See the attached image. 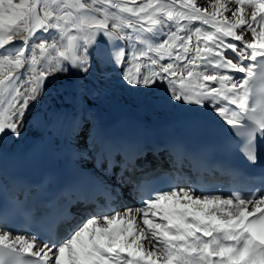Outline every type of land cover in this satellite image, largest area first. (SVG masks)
Segmentation results:
<instances>
[{
	"label": "snow or ice",
	"instance_id": "obj_1",
	"mask_svg": "<svg viewBox=\"0 0 264 264\" xmlns=\"http://www.w3.org/2000/svg\"><path fill=\"white\" fill-rule=\"evenodd\" d=\"M37 2L0 0V68L8 69L0 86L19 79L13 76L15 70L32 66L27 86L22 91L16 88L13 102L0 110V141L21 135L30 102L46 93L49 81L75 75L72 86L88 94L94 88L90 77L99 70L104 79L109 72L119 73L120 82L137 92L162 90L167 104L186 108L193 119L231 126L245 138L241 148L245 159L251 164L259 162V146L264 143V90L249 103L255 70L245 61L264 58V0H247L252 9L250 21L243 7L231 9L219 0L222 11L210 13L195 0L140 4L132 0L131 6L126 0H91L90 4L75 0L74 10H68L73 8L69 4L59 11L45 4L43 15ZM232 2L245 4V0ZM193 21L201 25L194 32L189 27ZM256 23L262 25L259 32L253 26ZM245 30L252 40H244ZM37 32L41 33L38 39L52 42L35 44ZM16 37L21 40L19 45L13 43ZM126 40L144 45L132 51L131 61ZM29 41L30 60L25 55ZM101 46L107 54L93 56ZM141 57L146 60L140 61ZM166 58L170 62L162 63ZM142 63L148 71L141 70ZM259 63L264 69V59ZM106 65L110 66L107 70ZM224 195L168 184L153 188L146 199L141 197L138 207H109L82 215L58 239L33 235L30 241L24 234L0 228V264H264V190Z\"/></svg>",
	"mask_w": 264,
	"mask_h": 264
},
{
	"label": "bare ground",
	"instance_id": "obj_2",
	"mask_svg": "<svg viewBox=\"0 0 264 264\" xmlns=\"http://www.w3.org/2000/svg\"><path fill=\"white\" fill-rule=\"evenodd\" d=\"M217 18L221 19L220 16ZM256 29L257 32L261 30L259 27ZM236 31L240 33L241 28L238 27ZM72 34H76L75 30L72 31ZM242 35L245 41L253 39L251 33L247 30L243 31ZM29 52L25 54L28 58ZM245 63L254 65V62L247 60ZM26 66L28 64H25L24 67ZM37 66L40 67V65ZM30 68L32 69V66ZM2 71L0 72L2 73ZM13 76L19 77L18 80L14 81L18 84L20 81H23L25 75L14 73ZM59 78L55 81H49L46 93L41 96V102L40 99L35 103L30 102L21 135L18 138L11 135L8 136L5 143L11 146L10 149L12 151L25 153L42 137H40L42 135L41 132L50 130L57 134L61 146L68 145L74 149L77 154L79 168L89 169L91 167L86 159L89 158L93 151H98L104 144L108 147L111 144L110 141L113 139L124 141L136 134L159 136L166 139L165 136L169 132L168 124L170 122L174 119L193 118V113L187 109L166 111L157 107L155 108L157 111L155 114L140 108L137 104L135 105V103L129 101V98L127 100L117 94V92L123 89L132 90L124 86L119 78L105 79L107 85H104L100 74L94 72L90 77L94 88L88 94H82L72 86V81L77 79L75 75L69 78L70 84L67 87L61 86V79ZM141 93L134 90L131 91L132 96L137 99L140 98ZM0 94L3 95V98L0 97V110H3L12 103L16 90L12 85H8L7 87L0 86ZM107 108L112 110V113L115 115L114 118L112 113H108L105 110ZM144 108L147 109V107ZM80 128L83 130L82 132ZM86 128L89 133L82 137V133L85 132ZM77 133H80V136H77ZM101 169L96 170L100 171ZM249 210H251V205L249 206ZM78 222H80V218L76 220V224ZM140 222L142 223V221ZM147 246L145 243V247Z\"/></svg>",
	"mask_w": 264,
	"mask_h": 264
},
{
	"label": "rangeland",
	"instance_id": "obj_3",
	"mask_svg": "<svg viewBox=\"0 0 264 264\" xmlns=\"http://www.w3.org/2000/svg\"><path fill=\"white\" fill-rule=\"evenodd\" d=\"M59 0H57V2H58ZM60 1H62V4L64 3L63 1H67V0H60ZM126 1H128V2H132V0H126ZM138 0H135V2H137ZM17 2H19V1H17ZM56 2V3H57ZM80 2H83V3H85L83 0H80ZM146 3L147 2V0H142V1H140L138 4H140V3ZM72 3V2H71ZM195 3H196V5L198 6V7H201L202 9L203 8H207L208 9V11H209V13L210 12H212V11H222V9H220L219 8V5L217 4V0H195ZM219 3L220 4H225L228 8H231V9H235L236 7H243L244 8V14H245V17H246V20H251V16H250V12L252 11V9L250 8V7H248L247 6V0H245V4L244 5H236V4H234L233 2H232V0H219ZM45 4H47V6L49 7V8H52V9H56L57 11H59L60 10V8H62V7H64V5H60V4H58V5H60L59 7H57V4H53L52 3V0H38V2H37V10H38V12H39V14L40 15H43V11H44V6H45ZM75 4V0H73V5ZM213 5H216V7H213ZM128 6H131V4H128ZM116 10V9H115ZM115 10H113V9H111V12H114ZM117 11V10H116ZM95 14V13H94ZM99 16V15H98ZM224 16L225 17H227L228 18V20L229 21H234V17H232L231 16V14L229 13V12H224ZM217 19H219V18H217ZM171 23V22H170ZM182 24H186V22H183ZM197 26H201L200 25V22H194V23H192V24H190L189 25V27L191 28V30L194 32V29H195V27H197ZM254 27H256V28H261L262 27V25H260V24H258V23H256V24H254L253 25ZM204 28H208L209 26H206V25H204L203 26ZM172 30H175V28H174V26H173V29ZM51 32H52V34L56 37V38H58L59 39V34H58V31L56 30V31H54V29L53 30H50ZM40 32H37L36 33V36L35 37H33V40L35 41V42H37L38 44L39 43H42L43 42V40H40V39H38V37L40 36ZM181 35H184V33H181ZM16 38H19V37H16ZM15 39V38H14ZM37 39V40H36ZM49 42H51V40H49ZM13 43H14V41H13ZM32 42L31 41H29V45H28V47H32V44H31ZM37 43H35V44H37ZM192 43L193 44H195V36H193V41H192ZM15 44V43H14ZM16 45H18V43L16 44ZM99 50L100 51H105L106 50V48L104 47V46H101L100 48H98V49H96L94 52H95V54H97L98 52H99ZM131 50H129L128 52H127V54L130 52ZM39 51L37 50L36 51V55H38V57H39V53H38ZM38 53V54H37ZM32 54V53H31ZM31 54H30V57H31ZM94 53H93V56H96ZM101 54L102 55H106V52H100V55L99 56H101ZM129 55V54H128ZM127 55V56H128ZM150 55H153L152 53H150ZM99 56H97V57H99ZM128 58H130V55L128 56ZM129 61H131V59H129ZM142 61H145V60H142ZM164 63H167V62H169L168 61V59L166 58L164 61H163ZM30 64H28V66L25 68V70L26 71H28V72H24L25 73V77H24V79H23V81H20L19 82V85L18 84H16V82H14L13 84H11L13 87H15V86H17V88H21V91H22V89H24L26 86H27V77L28 76H30L31 75V68H30ZM129 66H131V64L129 65ZM143 67H145L146 68V71H148V68H147V66H146V64L143 66L142 65V68ZM108 68H110V66H108V65H106L105 66V70H107ZM141 68V70L142 71H144V69H142ZM3 70V71H2ZM20 70V69H19ZM0 71H2V73L0 72V78H3V74L5 73V72H7L8 71V69L7 68H0ZM15 71H17V70H15ZM14 71V72H15ZM13 72V73H14ZM110 73V75H108V78L107 79H110V78H119V76L118 75H116L115 74V72H109ZM2 74V75H1ZM100 74H101V71H100ZM101 77H102V75H100ZM58 77H60L59 79H61L60 80V84H61V86L62 87H67V86H69V84H70V80H69V78H66V77H64L63 75H60V76H58ZM62 77V78H61ZM64 77V78H63ZM116 78V79H117ZM68 80V81H67ZM102 81L104 82V85H107V83L105 82V79L104 78H102ZM62 82V83H61ZM66 82V83H65ZM20 84H21V86H20ZM121 91V90H120ZM119 91V92H120ZM131 91H133V90H129V89H123L120 93L119 92H117V94H119V95H121V97H123V98H125V99H127V100H129V101H131V102H133V103H135V105L137 104L140 108H142V109H145L146 111H150V113H157V111L155 110V108H161V109H163V110H166V111H169V110H171V111H173V110H185L186 108H184V107H182V106H172V105H169V104H167L164 100H163V92H162V90H157L154 94H146V93H141V95H140V98L139 99H137V98H135V97H133L132 96V94H131ZM160 91V92H159ZM126 96V97H125ZM42 98V97H41ZM40 98V99H41ZM129 98V99H128ZM146 104H147V106H146ZM145 105V106H144ZM144 107H147V109L146 108H144ZM149 108V109H148ZM108 113H112V110L111 109H105ZM155 111V112H154ZM88 133H89V131H88Z\"/></svg>",
	"mask_w": 264,
	"mask_h": 264
}]
</instances>
